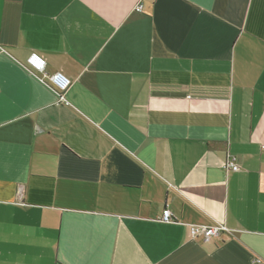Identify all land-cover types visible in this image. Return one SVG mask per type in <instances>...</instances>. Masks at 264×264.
Returning <instances> with one entry per match:
<instances>
[{
  "label": "crops",
  "instance_id": "obj_1",
  "mask_svg": "<svg viewBox=\"0 0 264 264\" xmlns=\"http://www.w3.org/2000/svg\"><path fill=\"white\" fill-rule=\"evenodd\" d=\"M0 264H264V0H0Z\"/></svg>",
  "mask_w": 264,
  "mask_h": 264
},
{
  "label": "built area",
  "instance_id": "obj_2",
  "mask_svg": "<svg viewBox=\"0 0 264 264\" xmlns=\"http://www.w3.org/2000/svg\"><path fill=\"white\" fill-rule=\"evenodd\" d=\"M154 1V0H153ZM143 9V3H139L136 6V10L141 11ZM27 64L34 72L38 79L46 85H49L57 94L58 100L60 102H66L65 92L70 87L71 81L62 72H55L49 74L46 71V60L44 57L36 52H33L27 58ZM224 167L227 170L238 171L240 166L236 161L234 155L229 154L225 160ZM162 221L173 220L172 211L166 207L164 208L161 216ZM228 229L224 225L217 226H201V225H191L190 226V236L193 240L198 237H202L203 241H208L212 236L219 235L222 232H226Z\"/></svg>",
  "mask_w": 264,
  "mask_h": 264
}]
</instances>
